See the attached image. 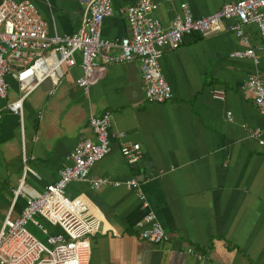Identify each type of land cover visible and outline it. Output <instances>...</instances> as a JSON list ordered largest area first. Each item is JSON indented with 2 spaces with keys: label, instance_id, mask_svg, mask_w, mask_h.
<instances>
[{
  "label": "crops",
  "instance_id": "1",
  "mask_svg": "<svg viewBox=\"0 0 264 264\" xmlns=\"http://www.w3.org/2000/svg\"><path fill=\"white\" fill-rule=\"evenodd\" d=\"M30 1L50 35L70 36L79 30L91 0ZM137 1L111 0L113 14L103 23L104 39L130 36L123 11ZM238 1L155 0V16L169 28L182 4L195 17H206ZM243 31L251 46H258L256 27ZM244 48L234 32L224 31L188 36L178 49L164 51L161 70L173 91L166 103L147 101L137 60L105 67L87 94L76 84L80 65L65 69L54 95H49V80L29 96L23 120L2 111L5 102L0 101V222L9 213L18 218L25 206V198L15 195L24 164L31 168L24 187L42 193L58 180L77 142L94 140L90 118L108 111L112 131L125 138L112 139L111 152L94 166L91 177L138 180L170 241L140 239L137 224L146 210L136 192L92 190L74 182L67 194L87 197L103 219L102 232L91 239L88 264H264V151L249 138L251 130L264 127V118L243 90L252 62L230 57ZM259 56L264 76V52ZM220 92L223 101L214 97ZM16 97L10 93L9 100ZM124 144L140 145L139 163L124 159Z\"/></svg>",
  "mask_w": 264,
  "mask_h": 264
},
{
  "label": "built area",
  "instance_id": "2",
  "mask_svg": "<svg viewBox=\"0 0 264 264\" xmlns=\"http://www.w3.org/2000/svg\"><path fill=\"white\" fill-rule=\"evenodd\" d=\"M158 9L155 0H139L126 7L123 14L130 36L109 41L101 32L105 19L113 14L111 0H91L79 30L70 36L50 35L47 23L30 0H0V100L5 102L2 111L23 120L29 96L49 80L53 84L49 95H54L64 79L65 69L80 65L82 75L76 84L87 94L105 67L132 60L140 63L147 101L169 102L173 99V91L160 65L164 51L178 49L188 36L206 37L231 31L245 48L230 53V57L252 62L253 70L243 90L252 95L255 108L264 118V76L259 56L264 52V0L227 3L206 17H195L190 7L182 4L181 14L174 18L169 28L156 18ZM228 22L233 23L227 26ZM249 25L256 27L259 34L256 47L251 46L243 31V27ZM113 50H118V54H112ZM8 79L17 84L16 99L9 100L11 85ZM214 97L220 101L225 98L221 92ZM227 120L232 121L231 113L227 114ZM111 126L112 115L108 111L90 118L94 140L77 142L58 180L42 193L29 192L24 187L25 177L31 172L24 164L22 182L15 195L16 199L24 197L26 202L18 218L12 219L9 213L2 223L0 264L89 263L91 239L102 232L103 219L87 197L67 194V187L74 182L87 183L92 190L112 187L136 192L146 210L137 224L140 239L154 244L170 241L138 180L116 182L107 177H91L94 166L111 152L112 139L125 138L124 133L113 132ZM249 138L264 151V127L251 130ZM121 155L130 165L137 164L142 159L141 147L124 144ZM31 228L45 239L40 240ZM54 228L59 231L53 232ZM189 252L193 253V250Z\"/></svg>",
  "mask_w": 264,
  "mask_h": 264
},
{
  "label": "rangeland",
  "instance_id": "3",
  "mask_svg": "<svg viewBox=\"0 0 264 264\" xmlns=\"http://www.w3.org/2000/svg\"><path fill=\"white\" fill-rule=\"evenodd\" d=\"M8 81H9V83H10V85H11V91H10V93H11V97L13 98V97H15L16 96V94H17V84L13 81V80H11V79H8ZM12 98H10V99H12ZM1 101V100H0ZM1 226H2V222H0V228H1ZM30 230H32L33 231V233L40 239V240H44L45 239V237L40 233V232H36L35 231V229L34 228H31Z\"/></svg>",
  "mask_w": 264,
  "mask_h": 264
}]
</instances>
